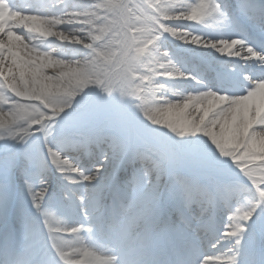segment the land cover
<instances>
[{
	"label": "clouds",
	"instance_id": "9594fccd",
	"mask_svg": "<svg viewBox=\"0 0 264 264\" xmlns=\"http://www.w3.org/2000/svg\"><path fill=\"white\" fill-rule=\"evenodd\" d=\"M201 3H207L212 17L190 18ZM248 3L256 9L254 16L241 12L240 0H121L126 21L119 25V39L140 37L146 51L135 60L116 55L107 64L101 53L115 47L116 37L93 36L117 14L108 0H14V7L30 5L29 23L45 21L31 24L25 39L30 53L35 51L34 63L43 65L34 111L48 135L37 128L25 143L5 140L14 142V151L0 153V162L34 151L47 168V180L36 207L19 174L10 180L0 171V183L10 191L0 219V264H63L53 236L87 247L110 264H184L182 236L155 222L173 204L170 178L183 175L213 193L240 174L202 135L185 131L192 125L172 116L189 97L195 98L187 113L192 116L205 93L237 97L255 83L249 77L264 74V56H249L252 34L264 38V0ZM229 41L245 47H226ZM233 55L243 59H228ZM53 104L59 107L53 110ZM140 157L160 165L158 196L150 195V185L132 179ZM241 195L253 214L237 221L235 235L195 239L201 254L264 264V201L258 189L245 188ZM138 205V221L129 227V214ZM45 211L63 220L62 232L49 233Z\"/></svg>",
	"mask_w": 264,
	"mask_h": 264
},
{
	"label": "snow or ice",
	"instance_id": "6c2138e0",
	"mask_svg": "<svg viewBox=\"0 0 264 264\" xmlns=\"http://www.w3.org/2000/svg\"><path fill=\"white\" fill-rule=\"evenodd\" d=\"M108 4L117 14L100 28V35L93 36L94 40H101L108 33L116 37L113 42L115 47L101 53L105 63L111 64L116 55H122L125 60L129 56L134 60L139 59L146 51L140 46L142 39L135 35L130 39H119V25L126 21L120 13L121 0H108ZM29 7L30 5H25L23 8L8 5L7 14L14 13L29 21L33 15L28 10ZM240 10L245 15L256 14V9L249 5L248 0H240ZM212 15L213 12L209 11L207 3H201L192 8L190 18L207 20ZM44 23L42 19H32L24 26L7 27L4 33L0 34V47L3 49L0 51V65H2L0 67V141L19 140L25 143L31 136L38 134L36 129L40 128V125L36 122L37 113L34 107L39 102L40 96L34 94L38 86L42 90L43 65L34 63L35 51L30 53L29 48L26 47L25 32L31 24L44 25ZM12 33L18 39H13ZM212 47L215 48L216 45L213 44ZM226 47L241 48L245 47V44L232 45L229 41ZM252 53L256 56H264V43L260 45L259 50L252 46L249 56L255 59L256 56ZM230 58L241 60L243 55H233ZM257 63L260 61L258 60ZM249 79L255 80V83L238 93V98L223 94H221L223 98H220L210 92L205 93L199 98L207 101V104L196 105L200 113L198 120L184 121L185 124L193 126L192 129L186 128V132L193 131L194 134L202 135L215 149L217 156L221 160L230 161L236 172L240 174L239 180H230L213 193H209L204 187L193 183L183 175L178 174L170 178L168 197L173 204L170 209L164 210L155 222L182 236L185 249L184 264H192L193 259L197 264L200 260H203L204 264H236L234 259L226 261L210 252L201 254L199 242L195 238L200 234L215 238L229 232L235 235L236 231L240 230L237 221L246 220L253 214L243 202L241 194L245 188L253 191L258 189L259 197L264 201V155L261 154V148L264 147V113L241 111V108L255 97L261 88H264V74ZM194 99L189 97L187 102L178 108L177 115L183 117ZM214 101L219 104L215 110L212 108ZM50 107L56 110L59 105L53 104ZM45 118L55 117L45 115ZM40 131L45 133L46 138L48 132L43 128H40ZM96 142L99 143V139ZM112 146L114 151L119 150L118 142L114 141ZM202 162L213 166L206 158H202ZM0 171L10 180L15 179L18 173L35 206H40L39 201L45 196L47 168L36 152L29 150L6 157L0 162ZM162 175L157 161L140 157L132 179L138 185H150L152 189L150 195L158 196ZM9 203V186L0 183V219L7 212ZM139 209L138 205L137 210L129 214V227L137 223ZM44 216L49 233L63 231L59 227L63 220L54 211H45ZM53 240L59 241L55 243V247L63 264H110V261L87 247H73L74 242L61 240L58 236H53Z\"/></svg>",
	"mask_w": 264,
	"mask_h": 264
},
{
	"label": "bare ground",
	"instance_id": "6f19581e",
	"mask_svg": "<svg viewBox=\"0 0 264 264\" xmlns=\"http://www.w3.org/2000/svg\"><path fill=\"white\" fill-rule=\"evenodd\" d=\"M8 5H14V0H5V1H0V9L1 7L4 8L5 11V16H4V22H1L0 24L5 25V27H20V26H24L29 24V21H27L26 18L24 17H20L17 16L16 14H12V15H8L7 14V9H8ZM2 25V27H3ZM1 27V26H0ZM6 28H2L0 29V34H3ZM13 35V39H18L15 37L14 33H12ZM250 45L257 48L259 50L260 45L262 43H258L257 41H255L254 39H251L249 41ZM0 51H3L2 47H0ZM204 51H212V50H204ZM5 55H7V53L5 52ZM206 59H211V58H206ZM224 59V58H221ZM232 61H236V59H232V58H228ZM0 67H2V65H0ZM261 94L263 95L262 98L259 101H256L255 103H252L250 100L246 103L245 106H243L241 108V110L245 111L247 110L249 113H264V88H261L260 91ZM202 104H207V101H204ZM217 107H219V104L217 102H213L212 104V108L213 110H215ZM192 111L191 107H189L186 112L184 113V116L181 117L179 115H177V113H175L172 118L173 119H177V120H181L182 123H184L185 120H189V119H196L198 120L199 118V112L197 111V108L195 107V111L192 112V116H188L187 113ZM202 111V109H201ZM261 154L264 155V147L261 148ZM222 226V225H221Z\"/></svg>",
	"mask_w": 264,
	"mask_h": 264
},
{
	"label": "rangeland",
	"instance_id": "374dc122",
	"mask_svg": "<svg viewBox=\"0 0 264 264\" xmlns=\"http://www.w3.org/2000/svg\"><path fill=\"white\" fill-rule=\"evenodd\" d=\"M0 1H5V0H0ZM5 14V11H4V8H2L1 7V9H0V23L1 22H4L5 20H4V15ZM2 25L3 24H0V29H2V28H6L5 27V25H3V27H2ZM258 39H260L259 37H257ZM261 40V39H260ZM173 47H175V45H173ZM37 81H39V77H37ZM260 91V90H259ZM262 94H261V92H258L257 93V95L255 96V97H253L252 99H250V101L252 102V103H255L256 101H259L261 98H262ZM241 111H243V110H241ZM6 143H7V148H5V145H6ZM12 143H14V142H5V141H0V153H2V152H4L5 150H7V151H9V152H11V151H14V149L12 148ZM16 147L18 148L19 147V145H16ZM21 182H23V181H21Z\"/></svg>",
	"mask_w": 264,
	"mask_h": 264
}]
</instances>
